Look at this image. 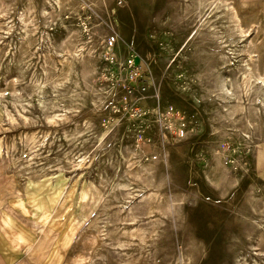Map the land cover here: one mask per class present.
<instances>
[{
  "label": "rangeland",
  "instance_id": "obj_1",
  "mask_svg": "<svg viewBox=\"0 0 264 264\" xmlns=\"http://www.w3.org/2000/svg\"><path fill=\"white\" fill-rule=\"evenodd\" d=\"M9 1L0 0L2 210L36 234L10 203L26 184L63 192L64 223L90 189L101 229L72 242L62 264H264V0L63 2L62 20H36L29 62L18 15L45 0H14L3 20ZM15 228L19 264H40L54 234L25 258Z\"/></svg>",
  "mask_w": 264,
  "mask_h": 264
},
{
  "label": "bare ground",
  "instance_id": "obj_2",
  "mask_svg": "<svg viewBox=\"0 0 264 264\" xmlns=\"http://www.w3.org/2000/svg\"><path fill=\"white\" fill-rule=\"evenodd\" d=\"M72 1L73 0H55V2H56V6H55L54 3H53L54 1L52 2L51 0H45V3H43L44 4L43 7L41 6L42 8L38 12V14H37V10L38 9L35 10L34 6H29L25 10V12H23L22 14H19L18 15V20H20V23L22 24L20 26V29L19 30H22L23 31V33H20V37H21V49H20V55H19L20 62H27V61L29 62L30 61V56L31 55L29 54V51H31L32 49H35L34 46L37 44L36 42L38 41V38H36L35 33H36L38 27L36 26V24H37L36 23V20H39L40 18H43V20H51L50 17H53V16L55 18H60L62 16L61 15L62 14V9H61L62 3L63 2L64 3H71ZM11 5H14V0H10L8 3H6V10H5L6 12L4 14H2L3 20H8V17L7 16L9 14L10 10L12 9L10 7ZM25 7H27V5ZM233 14H236L235 11H234ZM5 24H6V22H2L1 26L2 25L4 26ZM44 24H47V21L44 22ZM0 28H3V27H0ZM6 30L9 33L12 30V26H9V24H8ZM33 52H34V50H33ZM53 52L56 53V55L59 54V51L57 49H55V48L53 49ZM4 55H5V53H4ZM50 55H51V53H50ZM52 56H54V54H52ZM247 56L249 57V60L252 61V59H253L252 56L250 54H248ZM247 66H250V65L247 64ZM67 73H69V72H67ZM262 78H264V77H262ZM37 88H39V89L41 88L39 86V84L37 85ZM38 91H42V90H38ZM75 101L76 100H73L72 103H77V101L76 102ZM0 105H1V103H0ZM28 105H29V103H28ZM54 105H52V108H51L52 111L55 110L54 112H52L53 115H54V116L52 115V121H54L56 123V120L58 119V115H57L58 113H56V112H58L59 107L54 106ZM70 109H72V107ZM4 113H6V111ZM6 115H7L9 121L11 119H13V118L10 117V115H8V114H6ZM0 117H1V112H0ZM49 122H50V120H49ZM104 135L105 134H103V136ZM78 165H80V164H78ZM17 167L19 169L20 168L21 169L24 168L23 165L17 166ZM26 167H25V169H26ZM21 174L22 175H26V172L25 171L24 172H21ZM28 184H31V183H28ZM25 187H26V189H25V192H24V197L23 198L20 197L17 201H16V199H15V201H10V203L13 206V209L14 210L19 211L31 223L35 224V228L37 230V233L36 234H34V233L29 232L28 230H26V228L22 224H19L12 217V215L10 213H7L4 210H2V208H1L2 206H0V211L3 213V217L0 215L1 216L0 217V237L2 239H5V240L11 239V241H12V237L13 236H11L9 234V232L13 229V227H16L15 229L19 233H21L23 235V240L25 241V245H26V249H25V253H24L25 258L28 257L30 254H32V255H34V254H38V255L41 254V252L43 251L42 250L43 249V245H42V243L39 242V240L45 234V232L47 231V229H49L54 234V238H53L50 246L48 245L49 248L46 249V250H44V254H42V257L40 255V257H41V263L40 264H62L63 261H65V259H66L65 258V255H66L67 252H69L68 249H69L70 244L72 242L77 243L83 237V235L86 232L95 234L94 233V229L96 230L95 231L96 234L99 233V231H100L101 228L96 224L97 223V220L92 218L91 211L89 209H87L88 208V204H89V197L91 195L90 194V189L86 188V189H82L80 191V194L78 195V197L76 199V203H75L77 205V210H76L75 213H72L71 214V217L67 221V223H64L62 221H57V218H58L57 216L60 213V211L62 210L63 205H64L62 203V200H61V198L63 196V192H59V190L57 189L56 186H50V185H49V187L46 188L44 185H39V184L36 185L35 184L34 187H31L28 190H27V184H26ZM73 193H74V190H73L72 187H70L68 189V192H67V197L71 199L72 197H74ZM123 197H125V196H123ZM46 213H48L51 217L49 219L44 220V216H46L45 215ZM79 217L81 218V220H79ZM120 218H122V217H120ZM86 221H88V223H89L88 224L89 225V228L87 227L83 232H81V228H82V226H84V224H86V223H84ZM136 236H138V235H136ZM18 237H20V236L18 235ZM69 254H71V253H69ZM68 262L69 261L67 260L66 263L67 264H70V262L69 263Z\"/></svg>",
  "mask_w": 264,
  "mask_h": 264
},
{
  "label": "crops",
  "instance_id": "obj_3",
  "mask_svg": "<svg viewBox=\"0 0 264 264\" xmlns=\"http://www.w3.org/2000/svg\"><path fill=\"white\" fill-rule=\"evenodd\" d=\"M0 239V264H19L24 258L14 255V250L16 249L14 242L1 237Z\"/></svg>",
  "mask_w": 264,
  "mask_h": 264
},
{
  "label": "clouds",
  "instance_id": "obj_4",
  "mask_svg": "<svg viewBox=\"0 0 264 264\" xmlns=\"http://www.w3.org/2000/svg\"><path fill=\"white\" fill-rule=\"evenodd\" d=\"M59 118V117H58Z\"/></svg>",
  "mask_w": 264,
  "mask_h": 264
}]
</instances>
